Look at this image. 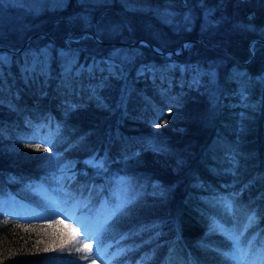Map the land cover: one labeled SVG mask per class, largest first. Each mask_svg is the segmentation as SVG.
<instances>
[{"label":"trees","instance_id":"trees-1","mask_svg":"<svg viewBox=\"0 0 264 264\" xmlns=\"http://www.w3.org/2000/svg\"><path fill=\"white\" fill-rule=\"evenodd\" d=\"M26 7L0 0V264L82 259L84 235L43 207L39 183L82 194L89 213L130 184L99 234L123 245L114 264L264 250V0Z\"/></svg>","mask_w":264,"mask_h":264},{"label":"rangeland","instance_id":"rangeland-1","mask_svg":"<svg viewBox=\"0 0 264 264\" xmlns=\"http://www.w3.org/2000/svg\"><path fill=\"white\" fill-rule=\"evenodd\" d=\"M5 3L15 4L16 6L32 7L34 9L39 8L43 4L49 3L51 6H60L63 4V0H2ZM26 7V8H27ZM34 35V34H30ZM31 36V37H32ZM30 38L29 36L27 39ZM27 39L25 41H27ZM253 52H251V57ZM249 57V58H251ZM241 62V61H239ZM229 107L235 106L232 102H227ZM238 106L251 107L257 109L255 104L239 103ZM75 159L69 158L61 163L58 167L59 172L57 179L59 182V188L63 190V182L66 177L74 174ZM84 163L91 165H100L99 157H95L94 154L83 159ZM37 189L43 190L44 195L49 200L48 204H44L43 207L46 210L55 211L58 216V221L67 225L70 230H81L80 234L84 235V243L79 244L78 249L81 250L82 259L78 264H114L113 258L117 257L123 250V245H119L115 248H109V241L101 240L99 234L106 229L109 219L119 212L123 201L127 198L130 192V184L127 182L121 183L113 190L114 200L113 202L106 201L105 199L100 204L98 210L88 212L86 209L81 208L84 203V196L79 194L76 196L75 201H70L65 195L60 193L59 195H52V191L49 190L43 183L36 184ZM17 207H24L28 210H37L36 206L29 203H25L24 200L16 201ZM14 205V203H13ZM112 212V213H111ZM111 214V215H110ZM106 220V221H105ZM106 222V225H104ZM244 224V223H243ZM60 226V225H57ZM83 238V236H81ZM84 244L91 245L90 248H84ZM228 264H264V250L259 248H251L248 244L245 245H233L228 257L226 258Z\"/></svg>","mask_w":264,"mask_h":264},{"label":"water","instance_id":"water-1","mask_svg":"<svg viewBox=\"0 0 264 264\" xmlns=\"http://www.w3.org/2000/svg\"><path fill=\"white\" fill-rule=\"evenodd\" d=\"M33 34H35V33H33ZM32 35H29V37H31ZM256 39V38H255ZM102 42H108V41H103L102 40ZM112 42H114V43H120L119 41H112ZM1 48V47H0ZM167 51H169V52H173V53H178L177 51H175V50H173V49H168Z\"/></svg>","mask_w":264,"mask_h":264},{"label":"bare ground","instance_id":"bare-ground-1","mask_svg":"<svg viewBox=\"0 0 264 264\" xmlns=\"http://www.w3.org/2000/svg\"><path fill=\"white\" fill-rule=\"evenodd\" d=\"M256 40H259V41H261V42H263L264 43V39H261V38H256ZM103 41H105V40H103ZM101 42H102V40H101ZM185 42V41H184ZM252 44V43H251ZM159 52V51H158ZM76 167V166H75ZM72 176V175H71Z\"/></svg>","mask_w":264,"mask_h":264},{"label":"snow or ice","instance_id":"snow-or-ice-1","mask_svg":"<svg viewBox=\"0 0 264 264\" xmlns=\"http://www.w3.org/2000/svg\"><path fill=\"white\" fill-rule=\"evenodd\" d=\"M91 245H88V244H84V248H90Z\"/></svg>","mask_w":264,"mask_h":264}]
</instances>
